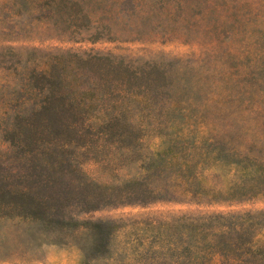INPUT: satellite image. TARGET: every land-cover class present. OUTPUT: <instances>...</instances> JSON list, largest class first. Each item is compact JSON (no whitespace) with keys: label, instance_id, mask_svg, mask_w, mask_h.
Instances as JSON below:
<instances>
[{"label":"rangeland","instance_id":"374dc122","mask_svg":"<svg viewBox=\"0 0 264 264\" xmlns=\"http://www.w3.org/2000/svg\"><path fill=\"white\" fill-rule=\"evenodd\" d=\"M41 74L65 78L74 134L50 146L49 117L28 124L64 173L5 135ZM0 179L77 197L64 227L0 213V264H222L239 224L264 243V218L239 220L264 212V0H0Z\"/></svg>","mask_w":264,"mask_h":264},{"label":"trees","instance_id":"16d2710c","mask_svg":"<svg viewBox=\"0 0 264 264\" xmlns=\"http://www.w3.org/2000/svg\"><path fill=\"white\" fill-rule=\"evenodd\" d=\"M57 79L46 77L45 74H41L37 78L36 82H32V87L34 89H39L41 92L35 94L34 108H32L31 113L27 114L25 112H16L12 118H14L13 126L14 131H6L5 135L9 140L11 149L15 148L18 154H23L26 160L31 161L37 167L45 168L50 170L51 168L47 165H59L57 168L62 173L66 170L71 169V162L68 159L59 161L54 154L48 153V149H44L37 154L36 149L41 145L40 138L37 140L35 135H38L35 129L29 125V120L31 118H37L43 124L46 121V116L49 117L50 122H48V134L52 135L51 144L58 145V140L64 136L68 135L64 133L67 129L74 134V129L69 128L70 123H62V119L65 117L64 102H67V97H64L59 90L64 88L63 85L66 82L62 75H56ZM37 82L39 84H37ZM147 83V82H146ZM150 83V82H148ZM151 85V83H150ZM62 102V103H61ZM30 115V116H28ZM61 115H63L61 117ZM29 117L24 120L23 118ZM66 120V119H64ZM18 132L25 134V137L20 139L19 143L16 142V133ZM28 139L31 141L29 144H24ZM22 141V143H21ZM57 154H61L58 152ZM47 159L49 162L46 163ZM60 195L55 199L53 193L50 199L38 197V192L34 189H19L13 184H11L6 179H0V213L13 212L15 214H26L33 216L36 219L42 221L47 225H50L53 229L54 227H64L68 226L69 222L65 221L63 216V209L67 206L65 202H68L71 198L76 200L77 197L71 196L70 191H65L58 180H55ZM50 187V184H49ZM91 193V192H89ZM105 194H99L98 199L105 198ZM58 206H56V205ZM70 206V205H69ZM68 206V207H69ZM243 221H251L252 227L256 229L259 227V221L264 218V212H256L254 214L247 213L243 215ZM222 220L226 218L221 217ZM228 222L234 220L233 216L226 219ZM196 228V225H193ZM91 228L94 231L95 238L94 243L97 249H103L107 244V238L113 230V225L111 222H98L91 224ZM257 234V233H256ZM218 236L228 238L226 240L218 239L216 242V247L220 250L219 253L223 256L222 264H261L264 261V243L262 241H255L256 235L253 236V229L250 230L249 227H245L243 224L233 227H225V231L221 232ZM244 247V248H242Z\"/></svg>","mask_w":264,"mask_h":264}]
</instances>
